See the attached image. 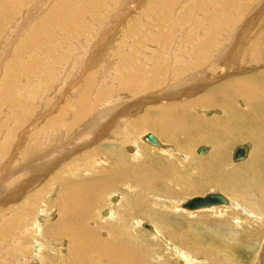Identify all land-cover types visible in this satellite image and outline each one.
<instances>
[{"label":"bare ground","instance_id":"bare-ground-1","mask_svg":"<svg viewBox=\"0 0 264 264\" xmlns=\"http://www.w3.org/2000/svg\"><path fill=\"white\" fill-rule=\"evenodd\" d=\"M25 1L26 0H1L0 4L3 7L0 8V18L4 17V13H8V6H10L11 9H14L18 3H24ZM65 4H67V2ZM162 5L164 6L165 4L162 3ZM167 5L168 3L165 5V7H160L164 8V16L162 15V22L165 20V18H167L169 13L168 12L166 16V11L168 8ZM41 6H43L42 3L37 6V9H40ZM177 6H179V4ZM177 6L175 7L177 8ZM50 10L52 11L53 9ZM55 10L56 9L54 8V12L52 13V15L55 13ZM62 10L65 11V9ZM159 10L162 12L161 9ZM263 10L264 8H260V10L254 13V15L256 16H252L248 20H246L244 25L237 23V26H233L232 24L230 26V30H227L224 28V26H222L225 30L221 32H214V34L217 33L221 35L222 32L224 33V31H227V34H232L231 39H229V41L227 42L225 39H223V41L216 43V46L214 45V43L212 44V39H214L213 32L212 34L207 33L203 37H200V42L198 44H190L188 42L189 44L187 43L188 45L186 46L187 54L185 55H191L192 59L191 57H188V59L190 58L191 60L189 63H187V65L185 64L186 66L183 67L184 70H177L179 76H184L180 79H177L179 81H177L176 83H168L170 82V80L168 79L164 80L162 84V82L159 83L153 78L141 77L142 75L140 76V74L143 71H140L145 70L146 68L139 69L142 65L140 63H136V65H134L133 62L137 60V57H135V53L134 56L125 55V61L122 64L119 61L117 64V69L114 70L113 64L117 55L111 53L106 48L109 46L107 40L113 39L115 30L109 31L106 33V38L104 37V39L101 40L96 49H94L96 42L94 43L95 45H91V53L90 55L87 53L89 57L87 58V61L84 63V65L85 68H88L96 65L95 63L99 64L98 62H102L100 66L101 72H104L105 74L108 71L113 70L114 72H109L108 77H105L107 78L106 82L107 84L108 81H112L113 83H115V89L117 90V88H119L120 92L118 90V92H115L116 90L111 88L112 90L110 91V94H108V89L107 93L105 92L106 94H104L103 96L100 93H95V95H97V97H95L99 99L98 101L93 100L94 95L92 96L93 93L90 94L88 90L84 93L82 92L83 94L79 93L78 88L80 89L81 86H77L75 84L76 90L72 91L79 94L78 98L75 97L77 96L75 94H72L75 96L70 97V93L69 96H67L68 93L66 92L67 94L63 96L64 98H61L62 100L60 99L56 103L55 110L59 109L60 107V115L54 114V116L50 117V119H46V114L45 112H43V114H41L39 118L33 117L34 112L32 103L30 104L27 101L23 102L22 110H18V114L17 111L16 113H14V111L12 112L10 118L20 120V128H22L23 125H25L26 127V124L29 125V123H27L28 121L36 118L35 121H33L31 128H27V125V130L25 131L26 137L34 135L31 137H34L37 141H39V139H42L46 140L45 142H47V140H50L48 137V133H50V138L55 137V141L58 140L61 143V140H67L65 138L70 133H72L69 137L70 139H68H75L71 151L67 149L60 150L58 148H54V146H50L48 149H45L49 146V144L46 145L45 143H43L42 149H44V151H42L39 156L38 154H36L37 157H34L32 161L29 162V160H27V163H19L21 166L19 165V168H14L12 171H10L11 167H15V164H17V162H10V160L6 162V164H4V173L0 174L1 206H5L7 201L18 198L21 199L22 196H24L23 194H28V192L32 194V190L39 184H41L46 176L50 177V179L48 177L49 180L47 179L44 184H41V186L39 187L40 189L35 190V193L37 190L39 191L38 194H30V196H28V199L25 196L26 202L23 198L24 204L30 205L26 207V212L24 211V214L22 213L23 218L28 219L29 216L27 215L33 214L32 220L34 221L32 225L33 228H35L36 233L38 234V232H42L44 236L51 241V244H53L54 247L57 248L54 249L52 247H49L50 249H47L43 248L44 246L38 247L37 245L36 248L32 245L30 247V254L36 260V262H33L34 264H150V253H147V250L144 251V249H147V247L138 248V246L135 244L136 240H138L136 237L139 236V233H135V228L140 231V233H142V236L143 234L146 235L147 238L153 236V238L159 239L158 241L164 243L166 247L168 246L167 248L174 250V254L179 257L180 264H199V258L196 257L199 254H205V256L209 258V261L206 264H257L255 260V257H257V255L255 256V254L256 250L258 249L260 239L264 235V43L261 44V41L257 42L256 36L257 34H259L258 31H262L264 35V17L262 21H260V18L262 16L258 18V15H261ZM40 11H43V9ZM67 11L69 12L70 9ZM67 11L65 12L67 13ZM65 12H63L62 15H64ZM50 14L51 13L49 11L48 15L44 16L45 18L43 19L42 24H46L45 21L47 20H50L52 23V19L54 18V16ZM71 17L73 18V16ZM55 18L54 19L57 20V17ZM66 18L68 20L70 16H67ZM61 20L58 21L60 22ZM70 20L72 21V19ZM157 20L158 19H156V21ZM217 20L220 21L219 19ZM62 21L60 23H62ZM236 21L237 20L233 18L231 20L232 23H236ZM65 23L67 22L65 21ZM65 23L63 22V26L65 25ZM117 23L119 24L120 22ZM21 24L22 23H20V26ZM69 25L71 26V24ZM60 26L61 28L63 27L62 24ZM60 26L58 24V27ZM232 26L235 27V30ZM52 27L49 29H40V36H34L33 41H36L43 37H49L52 33H54ZM232 28L234 30L233 32H231ZM63 30L64 28L62 29V31ZM56 31L58 30L56 29ZM68 31L71 30L69 29ZM71 33H68V35H70ZM128 33L130 36L133 34L132 32ZM129 35L128 37H122L123 41L128 40L130 38ZM73 38L75 37L73 36ZM75 39L68 42H74V44L77 45L78 41ZM184 39H186L187 41H191L187 37ZM194 39H196V37H194ZM65 44L67 45L69 43ZM176 44L177 43L175 42V45ZM190 47L191 49H193L192 47H194L195 51L189 52ZM118 51L116 52L117 54ZM151 53H149V55L153 54ZM112 54L116 56H113ZM168 55V57L172 60L171 63H175L176 56L172 52H170ZM154 56L155 54H153L152 57ZM159 57L163 59L166 56L161 55ZM149 61H152V59L148 60V62ZM187 61L189 60L186 59V62ZM160 65V67L158 66L159 69H163L162 64ZM168 66H170V64H168ZM115 67L116 66H114V68ZM129 69H131L132 71H128ZM150 69L148 68L146 70L148 71ZM158 70L157 68H154V70L152 71ZM174 70L176 71V69ZM189 70L191 72L193 71L195 76L201 77L194 78L192 76L193 74L189 75ZM166 71L168 72V70ZM124 73H126L128 78L126 76L124 77ZM157 73L160 74V72ZM162 75L161 77H163ZM202 75H211V77H207V80L206 78H203L201 80H206V82H208L207 84H209L208 86H213V88L205 93L206 95L196 97L190 96L191 94H193V92L194 94H196V91L194 88H189V86L191 87V84L198 79L200 81ZM138 76L143 78L142 83L139 82ZM179 76H177L176 78H179ZM138 82L141 84L140 87H138ZM90 84L92 83L90 82ZM90 84L88 85L89 87ZM124 85L136 86L137 88H140L141 91L134 87V90L136 89V92L134 90L133 92L130 91L131 93H135L133 95H131L130 93H126L130 89H126L125 92H121V89L122 87L124 88ZM199 85L203 84L199 83ZM156 87L158 90H154ZM71 89L75 88L71 86ZM68 91H70V89ZM2 92L1 94L4 93ZM144 95L146 97H144ZM60 97H62V95ZM143 100L147 101L144 103V113H141L140 115L138 114V110H140L141 105L143 104ZM92 105H95L97 107L94 108L95 106L92 107ZM208 107H214L216 108V110L218 108V110L220 111L219 115L213 116L212 114L217 112L213 111L211 113V111L207 109ZM47 111H51V108L47 109ZM72 114L75 115L74 118H72ZM199 114L210 116H208V119L203 120L199 117L201 116ZM70 116L72 120L69 122L67 121L69 119L67 117ZM34 126H38V131L32 132L31 129ZM133 129H151L157 132L161 137L169 142V144L172 145H165L156 134L155 135L157 136L160 145L155 143L151 144L144 140L145 134H143V136L137 137L136 133L133 134ZM66 134L68 135L65 137ZM107 140L109 142H107ZM139 140L144 141L152 147L158 148V150L162 152L163 156H165L161 157L160 161L154 163V159H156V156H152L150 152L146 150L147 148L145 149L143 148V146L141 147ZM250 140L252 143H254L255 146V151L250 161L246 164L235 165L241 162L244 163V161L247 160L250 156V143H243L248 146L247 156L241 160L235 159L234 153L238 146L234 145L235 148L232 150L231 157L235 162L232 161L230 164H227V154L231 146L237 142ZM21 142L22 140H20V144H22ZM100 142L102 143L99 146H96ZM25 143H27V140ZM64 143H66V141ZM197 143H208V146L207 144L198 146L196 152L200 155H206L211 150L210 155L205 157H198L194 155L192 153V150L193 148H196L195 145ZM128 144L131 145L129 146ZM42 145H40V147ZM126 145H128L127 150L132 152L129 155H126L122 152V146ZM11 146L14 147V152H17V150L19 151L21 149H19L18 144L13 145L12 143ZM201 146H206L207 152L199 153L198 149ZM62 148H65V146L63 145ZM21 150L19 152H21ZM15 154L11 156V158L13 157L12 160H14ZM27 154L25 155L22 153V157L26 158ZM71 155L75 157L70 158ZM68 157L69 160L71 159V162L60 164L61 162H63L62 160L65 161ZM46 161L55 162H49L47 166L51 167L43 170L41 169V166H44L43 164ZM174 161H176V163ZM59 164L61 167H59ZM102 164L107 165L102 166ZM37 165L41 166L37 167ZM96 165L100 167L95 170L94 168ZM31 166L36 167L35 171L33 173H30L28 175V178H21L22 175L26 176V174L30 171ZM58 167L60 168L59 172L50 173L53 168L56 169ZM179 169L181 170V172L179 171ZM44 171L47 174H44ZM85 171L89 173H85ZM193 171H197V173L193 174ZM88 174H91V177H86V175L88 176ZM111 174L112 176H109ZM191 175L193 176V178L191 177ZM174 177L177 178L174 180ZM172 180L175 181V183H171H174V186H176L178 190H176V188L174 187H171V184L169 182ZM197 181H200L203 185H199ZM116 183L125 185L130 192H136L135 195L120 192L121 190H119L120 188H117ZM205 183L211 185L210 189L217 188L220 189L219 191L223 190L227 193H231L232 197L235 198V201L227 198V196L221 192L210 191V193L223 194L226 197L227 202L198 209H187L183 206V204L192 197L180 202L177 201V199H172V197L178 195V193L180 192L192 194L204 191L206 188H204L203 190L202 188L204 187ZM106 190L108 192L110 191L109 195L111 202L115 201L116 203H110V208L107 210H100L103 208L102 206V208H100L99 206L104 201L106 195L105 193L107 192ZM102 191L105 192L102 193ZM148 194H150L149 198L147 197ZM207 194L209 193H205L204 195ZM163 199H168V205L164 206L162 210L169 212L171 215L175 214L177 216L176 219L178 220H175V218L173 219L170 214H163V212H160L162 201H164ZM239 199L243 200L254 210L249 208V206H247ZM15 202L16 200H14V204ZM42 202L44 203V205H39V203ZM164 203L166 202L164 201ZM17 204L19 205L21 204V202ZM223 205H225V207H227L228 209L231 208L232 212H234V215H237V225H241L243 223V221H239V214H242V212L247 214L250 219L254 217L257 218L261 215L259 219L262 223H260V225H258L257 223V228L256 226L253 227V231L252 229L249 231H245L246 241L239 240L237 236L234 235L237 234L234 231H232L234 232V234L231 233V236L222 233H214L215 235L210 236L207 235L208 232L205 233L202 230L197 231V229H193L191 235L189 234L190 237H185L186 233L184 234L183 232H188L189 230H191L192 226L198 224L200 220H198V223H193V221L190 223L189 221L181 218L184 213H194L196 211L199 212L206 209L210 210V208L212 207V209H215L216 206L221 207ZM1 206L0 210H2V208L4 207ZM12 206L14 208V205ZM22 206L23 205H21V207ZM157 206H159L160 208ZM98 207L100 208L99 210ZM8 209L10 208L8 207ZM54 210L58 213L57 219L51 223H46L45 221H43V218H41L43 216L41 215L44 213L51 214ZM22 215L19 216L22 217ZM97 218L99 221L97 220ZM145 220L152 221L153 225L144 223ZM11 221L14 222L13 217L11 218ZM89 222L92 224L93 228L89 227ZM224 223L222 222V224ZM147 224L150 226V228L145 227V225ZM215 225L216 224H214L213 226ZM142 226L150 231V236L148 233L142 231ZM174 226L178 227V229L180 227H186V229L188 230H184L181 232L184 236L180 235L182 236V242L187 244L185 245L187 247L182 246L181 244L177 245L178 243H175V239L173 238L174 235L172 234V232L175 231ZM233 227L234 226H232L231 228ZM169 229H172V232L169 231ZM250 231L252 232L250 233ZM5 232L6 231L3 232L2 230L0 237L5 236ZM101 233L105 234V236H101ZM42 236L40 235V237ZM209 236V239L211 240V242H209L210 247L204 248L203 245L201 246L200 244L203 242H207V238ZM64 238H68V241H62ZM184 239L186 241H183ZM146 244L147 243L145 242L144 245ZM27 246L28 245L26 244L25 248L28 249ZM191 246L195 248H192ZM260 246L261 247L259 248L261 251L259 253V256L261 252L264 251V239L261 242ZM23 248L19 251L18 249L13 250L16 253L10 259H12V261L13 259H18L21 253L28 251L27 249ZM243 249L251 251V253L249 254V256L245 254V256H248V258H245V256L243 255L244 257L242 259V263L241 259L239 257L238 259L236 256L232 255L231 252L241 250L243 253ZM254 252V257L251 259ZM244 253L246 252L244 251ZM249 258L250 260L247 262V259ZM34 259L33 261H35ZM16 263L20 264L18 263V260ZM260 263L264 264V255L261 258ZM160 264H166V262H162Z\"/></svg>","mask_w":264,"mask_h":264},{"label":"rangeland","instance_id":"rangeland-1","mask_svg":"<svg viewBox=\"0 0 264 264\" xmlns=\"http://www.w3.org/2000/svg\"><path fill=\"white\" fill-rule=\"evenodd\" d=\"M64 1L63 0H58V1L57 0H26L24 3L23 2L18 3L17 6L14 8L15 10L11 9V7L8 6V10H7L8 16L6 13H4V15H3L4 17L0 18L1 19L0 23H2V24H0V89H1V91H0V174L4 173V168H5L4 164H6V162H8L10 160H11L10 162L14 161V162H17V164H18V165L15 164V167L11 165L12 167H11L10 171H12L14 168L15 169L19 168V165H20L19 163H22V162L27 163L28 162L27 160H29V162L32 161L34 159V157H37L36 154H38V156H39L40 153L42 151H44V149H42L43 143H45L46 145L49 144V146L45 149H48L50 146H54V148H58L60 150L61 149L62 150L67 149L69 151L72 150V145H73V142L75 140V139L72 140V138H71V140H69L70 139L69 137L71 136L72 133H70L69 135L66 134L65 137L68 135L65 138L67 140H61V143L58 140L55 141V137L50 138V135H51L50 133H48V137L52 141L47 140V142H45L46 140H42V139H39V141H37L34 137H31L34 135H30L27 137L25 136V131L27 130L26 127L28 124H26V127H25V125H23V127L20 128V125H19L20 120H17L15 118L11 119L10 117H11L13 111H14V113H16V111H17V114H18V110L19 111L22 110L23 102H26V101L29 102L30 104L32 103L33 112H34L33 117L39 118L41 116V114H43V112H45V114H46V117H45L46 119H50V117L54 116V114L60 115L61 114L60 107H59V109H57L58 111L55 110L56 109V103L61 98L63 99L64 98L63 96H65L67 93H68L67 96H69V93H70V95H71L70 97L77 95L75 97L78 98L79 94L74 93V91H72V90H76V85L81 86V88H80L81 90L78 88L79 93H82V92L84 93L88 90L90 92V94L93 93L92 94V96L94 95L93 100H98V101H99V99L96 98L97 95H95V93L96 94L100 93L103 96L104 94L107 93V89H108V94H110V91L112 89L116 90L115 89L116 84L113 83L112 81H108V84H107V82H106L107 78H105V77H108L109 72H111V71L114 72L113 70L108 71L105 74H104V72H101L100 66H101L102 62H98L99 64L95 63L96 65H93V66L88 67V68H85V65H84V63L87 61V58L89 57V55L91 53L90 52L91 45L96 42L95 43L96 45L94 44L95 45L94 49H96L97 45L101 42V40H103L104 37L106 38L107 32L115 30L113 39H109V40L106 39L109 43V46L106 49L109 50L111 53L116 54L118 56L117 57L116 55L112 54L113 56H116L115 62L113 64L114 70L117 69V64L119 61L121 64L125 61L124 60L125 55L134 56L136 54L135 57H137V60L135 62H133L134 65H136V63L142 64L139 69H145V68L150 69L151 68L148 71L146 69L141 70L140 72H142V71L144 72V73L142 72L140 74V76L142 75L141 77L153 78V79L157 80V82H159V83L162 82V84H163L164 80H168V79L170 80V82H168V83H174V82L176 83L177 81H179L177 79H180L181 77L184 76V75L179 76V73L177 72V70H179V69L184 70L183 67H185L187 65V63H189L190 60L192 59L191 55L190 56L185 55V54H187L186 46L189 43L190 44H194V43L198 44L200 42V37H203L207 33L212 34V32H213V38L215 39V40L212 39V41H213L212 44L214 43V45H215L216 43L223 41V39H225L227 42V41H229V39H231L232 34H227V31H224L225 34L222 32L221 33L222 36H221L220 34H217V33L214 34V32H217V31L221 32L225 29L230 30V26L232 24H233V26H235L237 23L244 25L246 20H248L252 16H256V15H254V13H256L258 10H260V8H264V0H72V1L68 0L69 3L66 0H64ZM62 2H64V3H62ZM66 2H67V4H65ZM161 2L165 5L168 3L166 16H167V13L169 12L167 18H165V20L163 22H162V18L164 16V11H163L164 8H160V7H165V5L163 6ZM41 3L43 4V6H41L43 11H40V10H42L41 8L37 9V6ZM61 4H62V6H61ZM70 4H71V6H70ZM178 4H179V6H177ZM110 6H111V8H110ZM175 6H177V8ZM2 7L3 6H1V4H0V8H2ZM54 8L56 9L55 13H54L55 15L54 14L52 15V13L54 12L53 11ZM68 8L70 9L69 12L67 11V10H69ZM50 9H53V10L51 11ZM62 9H65V11H67V13ZM159 9H161L162 12ZM49 11L51 13L50 15L54 16V18L57 17V20H55L56 18L55 19L53 18L52 23L50 20H47V21H45L46 24H42L43 19L45 18L44 16L48 15ZM62 11L65 12L64 15L66 14L68 17L70 16V18H68L69 21L67 20L66 15L65 16L62 15V13H63ZM70 12H72V13H70ZM98 12H99V14H98ZM62 16H64V17H62ZM71 16H73L74 19ZM260 16H262L260 18L261 19L260 21H262L263 17H264V10H263L261 15H258V18ZM232 18L237 20V21L239 20V21L238 22L236 21V23H232L231 22ZM4 19H6V20H4ZM70 19H72V21ZM156 19H158V20L160 19V20L156 21ZM217 19H219L220 21H218ZM2 20H4V21H2ZM58 20H61L62 23H60L61 21L59 22ZM65 21L67 23H65ZM63 22L65 23L64 26H63ZM70 22H72L73 25ZM117 22H120V23L118 24ZM20 23H22L21 26H20ZM58 24H59V26L62 24L63 27L62 28H61V26L58 27ZM66 24H68V25H66ZM69 24H71L72 28ZM222 26H224L225 29ZM51 27L53 28L52 30L54 33H52L49 37H47V38L43 37V38H40L36 41H33L34 36H36V35L38 37L40 36V34H41L39 31L40 29H44V28L49 29ZM54 27H55V29H54ZM63 28H64V30H63L64 33L62 31ZM68 28L71 31H68L69 30ZM233 28L235 30V27H233ZM233 28H232L231 32L234 31ZM56 29L58 31H56ZM71 32H73V33H71ZM116 32H117V34H116ZM128 32H132L133 34L130 36ZM199 32H200V34H199ZM68 33H71V34L68 35ZM258 33L259 34H257L256 40H257V42L261 41V44H263L264 43V35H263L262 31L261 32L258 31ZM60 34L62 35V37ZM71 35H72V37H71ZM128 35L130 38L128 40L123 41V38L126 36L128 37ZM259 35H261V36H259ZM73 36L77 39L73 38ZM115 36H116V39H115ZM215 36H216V38H215ZM70 37H71V39H70ZM186 37L188 39H190L191 41H187L186 39H184ZM194 37H196V39H194ZM259 37H260V40H259ZM61 38H63V39H61ZM81 38H83V39H81ZM73 39L78 41L77 45H75L74 42H68V41H71ZM80 39L82 42L80 41ZM37 41H39V42H37ZM172 41H173V43H172ZM175 42L177 43L176 45H175ZM65 43H69V44L71 43V44L66 45ZM128 47L131 49H129ZM110 48L111 49L113 48L112 51ZM192 48L193 49H191V47H190L189 52L195 51L194 47H192ZM114 50H115V52H114ZM212 50H214V49H212ZM117 51H118L119 55L116 53ZM139 51H141V52H139ZM151 52L153 54H155L154 57H152L153 54ZM170 52H172L176 56L175 63H171L172 60L168 57L169 56L168 54ZM149 53H151L152 55H149ZM120 54L122 55V57ZM161 55L166 56V57L162 59L161 57H159ZM183 57H184V59H183ZM188 57H191V59L190 58L188 59ZM64 58H65V60H64ZM147 59L148 60L152 59V61L148 62ZM186 59L189 61L186 62ZM160 64H162L163 69H161V68L159 69V67L161 66ZM168 64H170V66H168ZM114 66H116V67L114 68ZM80 67H82L83 69ZM96 68H98L99 70ZM154 68H157V70L158 69L159 70L158 71H152V70H154ZM174 69H176V71ZM166 70H168V72ZM128 71H132V70L129 69ZM157 72H160V74ZM161 72H163V73H161ZM191 74H193L192 76L194 78L201 77V76H195L193 71L189 72V75H191ZM118 75H119V73H118ZM161 75L163 77H161ZM176 75L179 76V78H176L177 77ZM125 76L127 77L126 73H124V77ZM140 76H138L139 82L142 83L143 78H141ZM185 76H186V74H185ZM208 76L211 77V75H205V76L202 75V78H200V81L198 79L195 82H193L195 84L192 83L191 87L189 86V88H194L196 91V94H194V92H193L194 95L191 94L190 96L196 97V96L206 95L205 93H207L208 91H210L213 88V86H208L209 84H207L208 82H206V80L208 79L207 78ZM203 78H206V80L202 81L201 79H203ZM92 80H93V82H92ZM90 82L92 84H90ZM102 82H104V83H102ZM139 82H138V87L141 86V84ZM204 82H205V84H204ZM199 83L203 84V85H199ZM89 84H90V87L88 86ZM204 85H206V86H204ZM37 86H39V87H37ZM71 86H73L75 89H71ZM134 87L136 89L140 90V88H137L136 86H128V85L125 86L124 85V88L122 87L121 92H125L126 89L127 90L130 89L126 93L127 94L130 93L131 95H133L135 93H131V92H133ZM161 87H163V86H161ZM201 87H203V88H201ZM204 87H207V88H204ZM131 88H132V90H131ZM196 88H197V90H196ZM208 88H209V90H208ZM69 89H70V91H68ZM105 89H106V91H105ZM136 89L134 90L135 92H136ZM117 90L120 92L119 88H117ZM117 90L115 92H118ZM154 90H158L157 87ZM1 92L3 94H1ZM75 92H77V91H75ZM148 93H150V92H148ZM72 94H75V95H72ZM61 95H62V97H60ZM142 96H143V94H142ZM144 97H146V96L144 95ZM66 99H68V98H66ZM116 100H118V99H116ZM146 101L143 100L142 103L144 104ZM143 104L141 105L140 110H138L139 111L138 114H140V115H141V113H144L143 111L145 108V104L144 105ZM94 106L92 105V107H94ZM96 107L97 106H95L94 108H96ZM49 108H51V111L48 112L47 109H49ZM207 109L209 111H211V113L213 111L217 112V113L212 114L213 116L219 115V113H220L218 108H217L218 111L214 107H208ZM199 115H201L199 117L203 120L208 119V116H210V115L206 116L205 114L204 115L199 114ZM71 116H72V118L75 117L74 114H72ZM71 116L67 117V118H69L67 121L70 122L72 120ZM202 117H205V118H202ZM35 119L27 122V123H29L27 128H31L33 121H35ZM81 125H80V127H81ZM18 127L20 130L18 129ZM33 128L31 129L32 132L38 131V126H34ZM12 129H14V130H12ZM136 130L137 129H133L132 131H133V134H135V133L137 134V137L143 136V134L146 135V134L152 132V133L156 134L165 145L168 146V144H169V142H167L157 132H155L151 129H149V130L146 129L147 131L145 129H143V130L138 129L140 132L138 130L136 132ZM14 132H16V133H14ZM9 134H10V136H9ZM18 134L20 135V137ZM36 135H37V133H36ZM18 139L22 140V142H21L22 144H20V140H18ZM26 140H27V143H25ZM65 141H66V143H64ZM28 142H30V143H28ZM107 142H109V141L107 140ZM12 143H13V145L18 144L19 149L20 148L22 149V150L20 149L21 152H19L20 150L19 151L17 150V152H14L15 149H14V147L11 146ZM101 143L102 142L98 143L96 146H99ZM139 143H140L141 147L143 146V148H145V149L147 148L146 150L149 151L152 156H156L155 157L156 159H154V163H156L157 161H160V158L165 156V155L163 156L162 152H160L158 150V148L152 147L151 145H148L147 143H145L144 141H141V140H139ZM243 143H248V144L250 143L249 144V145H251L250 156L247 160L244 161V163L241 162V163H238L235 165L246 164L250 161V159L253 156L254 151H255L254 143H252L251 140L234 143L230 148L231 150L229 149L230 152L228 151L227 159H226L227 164H230L232 161L235 162L233 160V158L231 157L232 156V150L235 148V146H239ZM62 144L65 146V148H62V146H63ZM78 144H81V143H78ZM197 144L195 145L196 148H193V150H192V153L194 155H196L198 157H205V156L210 155L211 150L206 155H200L196 152V149L198 146L206 145V144L208 146L209 145L208 143H197ZM40 145H42V146L40 147ZM128 145L122 146V152L126 155H129L132 153V152L127 150ZM169 145H172V144H169ZM210 147H211V145H210ZM101 149H100V151H101ZM152 152H154V153H152ZM22 153L25 155L28 153L26 158L22 157ZM13 154H15L14 160H12L13 157L11 158V156ZM72 157H75V156L71 155L70 158H72ZM3 160L5 163L3 162ZM70 160L68 157L65 161L62 160L63 162H61L60 164L65 163V162H71ZM55 161H46L43 164L44 166L40 165L41 169L46 170L48 167L50 168L51 166H47V164H49V162L54 163ZM81 161H83V160H81ZM146 161H147V159H146ZM174 162L176 163V161H174ZM60 164H59V167H61ZM2 165H4V166H2ZM106 165L107 164H102V166H106ZM40 166L37 165V167H40ZM59 167L56 169L53 168V170H51L50 173L51 172H54V173L59 172L60 171ZM99 167L100 166L96 165L94 169L96 170ZM35 169H36L35 166H31L30 171L26 174V176L22 175L21 178H23V177L28 178L29 177L28 175L30 173H33L35 171ZM18 171H20V170H18ZM179 171L181 172L180 169H179ZM85 173H89V172L85 171ZM196 173H197V171H193V174H196ZM44 174H47V173L44 171ZM91 174H92V171H91ZM91 174H88V176L86 175V177H91ZM109 176H112V174ZM48 177L46 176L43 179V182H41V184H44L45 181L48 179ZM191 177L193 178L192 175H191ZM176 178L177 177H174L173 179L175 180ZM49 179H50V177H49ZM171 182L175 183V181L172 180L169 183L171 184V187H174V188H176V190H178V188L176 186H174V183L172 184ZM197 182L199 183V185H203L200 181H197ZM41 184H39L36 188H34L32 190V194L28 192V194H23L24 196H22L21 199H19V198H18L19 200L13 199L11 201H7L5 206L2 205L4 207L2 208V210H0V234H1L2 230H3V232L4 231H6V232L4 233L5 236L0 237V264H17L16 263L17 260H18V263H20V264H34L33 262H36V260L30 254L31 253L30 247L32 245L35 246L36 248H37V246L38 247L44 246L43 248H47V249H50L49 247H52L54 249L56 248V247H54L53 244H51V241L49 239H47V237H45L42 232H38V234L36 233V230H35V228H33V225H32L33 221H34V220H32L33 214H28L27 215V216H29L28 219L23 218V215H22V213L24 214L26 207L30 206L29 204H24L23 198L25 200V196L28 199V196H30V194L31 195L38 194L39 191L37 190L35 193V190L40 189L39 187L41 186ZM116 185H117L118 189L120 188L119 189V190H121L120 192H125L126 194L130 193V194H134V195L136 193V192L135 193L130 192L125 185H122L119 183H116ZM210 186H211L210 184L205 183L204 187L202 188V190L204 188H206L204 191H201L198 193H192V194L191 193L187 194L186 192L185 193L180 192V193H178V195L174 196L175 198L172 197V199H177V201L180 202V201H185L191 197H194L195 195L196 196L204 195L205 193H210V191H218V192H221L224 195H226L227 198L231 199L232 201H235V198L232 197L231 193H227L223 190L219 191L220 189H217V188L210 189L211 188ZM214 189H216V190H214ZM103 192H105V191H102V193ZM109 193H110V191L109 192L107 191L105 193L107 196L105 195L104 201L102 203L103 205L101 204L99 206L100 208H102V207L103 208L100 209L98 207V210L99 209L100 210H107L110 208V205H109L110 203H116L113 200H112L113 202H111ZM116 196H117V194H116ZM147 197L149 198L150 194H148ZM14 200H16V202L18 201L17 203L21 202V204L18 205L16 202L14 204ZM167 200L168 199L164 200L167 204L164 203V201H162V207H161L160 212H163V214H170L169 212L162 210V208L164 206L168 205ZM240 201L245 203L243 200H240ZM25 202H26V200H25ZM42 204L44 205L43 202L39 203V205H42ZM245 204L247 206H249L247 203H245ZM12 205H14V208ZM21 205H23L22 206L23 208L21 207ZM19 206H20V208H19ZM223 206H221V207L216 206L217 208L215 207V209H212L213 208L212 207V208H210V210L206 209V210H201L199 212L196 211V212H194L195 214L189 213V212L184 213V215L181 216V218L189 221L190 223L192 221H193V223L194 222L198 223V220H200V221L198 224H195V226L193 225L191 230H189V231L186 229V227H180L178 229V227L174 226V228H175L174 232L171 231L172 229L171 230L169 229V231H171L172 234L174 235L173 238L175 239V243H178L177 245L181 244L182 246L187 245L184 242H182V236H184L183 233L184 234L186 233L185 237H190L189 234L191 235L193 229H197V231L202 230L205 233L208 232L207 235H210V236L215 235V234H219V233L228 234L231 236V233L234 234V232H235L237 234H234V235H236L239 240L246 241L245 231H249L251 229L253 231L254 230L253 227L256 226V228H257V223H258V225H260V223H262L261 220L259 219V217L261 215L258 216L257 218L254 217V218L250 219L247 216V214L242 212V214L241 213L239 214V221L241 220V221H243V223L241 225H237V219H238L237 215H234V212H232L231 208L228 209L227 207H225V205H223ZM8 207L10 209H8ZM157 207H159V206H157ZM253 207H256V206H253ZM249 208H251V207L249 206ZM220 210H221V213H220ZM252 210H254V209H252ZM11 211H12L13 215L11 214ZM9 212H10V214H9ZM20 212H21V214H20ZM2 214H4V215H2ZM196 214H197V216H196ZM231 214H233L234 216ZM19 215H22V217ZM243 215H245V216H243ZM41 216H43V217H41V218H43V221H45L46 223H48V222L51 223L57 219L58 213L54 210L51 214L44 213ZM171 216L173 217V219L175 218V220H178V219H176L177 216L175 214L171 215ZM12 217L14 218V222L11 221ZM15 218H18V219H15ZM254 219H258V220H254ZM15 220H17V221H15ZM20 220H22V221H20ZM97 220H98V218H97ZM234 221H235V223H234ZM250 221H252V222H250ZM258 221H260V222H258ZM9 222H10V224H9ZM222 222L223 223L225 222V223L222 224ZM144 223H149V224L153 225L152 221H150V220H145ZM214 224H216V225L213 226ZM232 226H234L233 227L234 229L231 228ZM89 227L93 228L91 223L89 224ZM145 227L144 226L141 227L142 231L148 233L150 236V231H148V229ZM231 229H233V230H231ZM235 229L237 230V232ZM134 230L136 231L135 233H139V236L136 237L138 240H136L135 244L138 246V248H140V247L146 248L147 247V249H144V251L147 250L148 251L147 253H150V259H151V260H149L150 264H155V263L160 264L162 262H166V264H180L179 263V261H180L179 257L174 254L175 253V252H173L174 250L167 248L168 246L166 247V245L164 243H162L161 241H158L159 239L153 238V236H150V238L148 237L149 238L148 239L146 235L143 234V236H142V233H140V231H138L136 228ZM184 230H186L188 232L181 233ZM222 231H225V232H222ZM232 231H234V232H232ZM252 231H250V233ZM40 235L41 236L43 235V236L40 237ZM100 235L105 236V234H102V233ZM180 235H182V236H180ZM210 236L207 238V242H203L200 245L201 246L203 245L204 248L210 247V244H209V242H211V240L209 239ZM36 237H37V239H36ZM263 239H264V235L260 239L259 246L257 249L258 251L256 250V254L254 252L253 256L251 257V259H252L254 257V254H255V256L257 255V257H255L257 264H258V262H259V264H261L260 263L261 258L264 255V251H263V252H261V254L259 256V253L261 251L259 247H261L260 244L263 241ZM39 240H40V242L42 241L43 243L42 242L40 243ZM62 241L67 242L68 238H64ZM183 241H186V240L184 239ZM143 242H144V244H145V242L147 244L144 245ZM26 244L28 245L27 246L28 249L25 248ZM66 244H68V243H66ZM141 244H143V245H141ZM192 245H194V244H192ZM197 246H198V244H197ZM185 247H187V246H185ZM22 248L27 249L28 251L21 253V255L19 256L18 259H13V261H12V259H10V258L13 257V255L16 253L13 250L18 249V251H19ZM192 248H195V247H192ZM231 250H232V248H231ZM3 251H4V253H3ZM6 251H7V253H6ZM244 251L246 253H244ZM231 253H232V255L236 256L237 258L239 257L241 259V262L243 263V260H242L243 257L245 256V254H247L249 256L251 251L243 249V253L241 250H236V251H233ZM23 256H26V257H23ZM246 256H245V258H248V256L247 257ZM196 257L199 258L198 259L199 264H206L209 261L208 260L209 258H207L205 256V254H201V255L199 254ZM56 258H57V256H56ZM33 259L35 261H33ZM249 260H250V258L247 259V262Z\"/></svg>","mask_w":264,"mask_h":264},{"label":"water","instance_id":"water-1","mask_svg":"<svg viewBox=\"0 0 264 264\" xmlns=\"http://www.w3.org/2000/svg\"><path fill=\"white\" fill-rule=\"evenodd\" d=\"M144 140H146L149 143H155L160 145L158 142L157 136L150 132L144 136ZM199 153H205L207 152L206 146H201L198 149ZM248 154V146L246 144L240 145L236 148L234 157L237 160L244 159ZM226 197L221 193H209L207 195H198L194 196L191 199H189L186 203L183 204V206L187 209H198L202 207H209L215 204H221L226 203ZM147 228H150V226L147 224L145 225Z\"/></svg>","mask_w":264,"mask_h":264}]
</instances>
